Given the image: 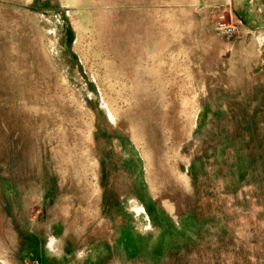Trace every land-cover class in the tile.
Instances as JSON below:
<instances>
[{
  "label": "rangeland",
  "instance_id": "obj_1",
  "mask_svg": "<svg viewBox=\"0 0 264 264\" xmlns=\"http://www.w3.org/2000/svg\"><path fill=\"white\" fill-rule=\"evenodd\" d=\"M0 264H264V0H0Z\"/></svg>",
  "mask_w": 264,
  "mask_h": 264
}]
</instances>
